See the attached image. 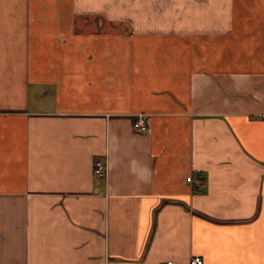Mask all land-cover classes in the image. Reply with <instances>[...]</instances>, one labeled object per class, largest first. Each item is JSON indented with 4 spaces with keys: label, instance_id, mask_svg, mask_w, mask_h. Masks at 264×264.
I'll list each match as a JSON object with an SVG mask.
<instances>
[{
    "label": "crops",
    "instance_id": "crops-1",
    "mask_svg": "<svg viewBox=\"0 0 264 264\" xmlns=\"http://www.w3.org/2000/svg\"><path fill=\"white\" fill-rule=\"evenodd\" d=\"M196 257L264 264V0H0V264Z\"/></svg>",
    "mask_w": 264,
    "mask_h": 264
},
{
    "label": "built area",
    "instance_id": "built-area-1",
    "mask_svg": "<svg viewBox=\"0 0 264 264\" xmlns=\"http://www.w3.org/2000/svg\"><path fill=\"white\" fill-rule=\"evenodd\" d=\"M134 127L138 130H141V131H146V129H147L146 122L141 117H139L136 120V122L134 123ZM94 172L100 176H104L106 174V168L101 161H97L95 163ZM187 180L191 181V177H188ZM201 263H202V259H200L198 257L191 259V262H190V264H201Z\"/></svg>",
    "mask_w": 264,
    "mask_h": 264
}]
</instances>
